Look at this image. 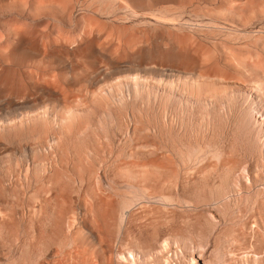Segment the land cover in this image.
<instances>
[{
    "label": "rangeland",
    "instance_id": "1",
    "mask_svg": "<svg viewBox=\"0 0 264 264\" xmlns=\"http://www.w3.org/2000/svg\"><path fill=\"white\" fill-rule=\"evenodd\" d=\"M114 1L97 6L111 2L100 18L116 36L70 34L67 60L50 64L23 46L14 67L39 78L24 77L15 96L0 93L4 115L26 112L23 125L0 132V192L11 188L21 201L20 227L0 226V245L19 264H127L129 251L137 264H260L264 0H127L137 13ZM48 73L56 85L42 82ZM62 92L71 110L53 101Z\"/></svg>",
    "mask_w": 264,
    "mask_h": 264
},
{
    "label": "bare ground",
    "instance_id": "2",
    "mask_svg": "<svg viewBox=\"0 0 264 264\" xmlns=\"http://www.w3.org/2000/svg\"><path fill=\"white\" fill-rule=\"evenodd\" d=\"M96 1V0H95ZM103 1V0H102ZM106 1V0H104ZM113 1V0H112ZM136 1V0H135ZM140 5L143 6V4H147V3H150L151 0H137ZM154 1V0H153ZM160 1V0H159ZM163 1V0H162ZM166 1V0H165ZM163 1V2H165ZM101 0H99L98 3H100ZM157 2V1H156ZM97 3V4H98ZM106 3V2H105ZM111 3V2H110ZM109 3V4H110ZM96 2H94L93 0H0V93L1 92H8V94L10 93L12 96H15L17 95L20 90H19V84L22 83L24 77H28L29 79H33L35 78V75L37 74V71L34 73V71L30 70V73L26 71V73L24 74V72H22V70L14 67L15 64L18 63V61L20 60L21 58V51H22V48L23 46H31V52L32 54H38V55H42L41 57H43V59H41L40 61L43 62V64H50L51 60L52 59H55L54 57L57 56L58 59L57 60H60V62H62V59H66L65 57V51L64 49L65 48H68V42L70 39H68V36H70V34L73 36L74 35H77V36H80V37H85V36H92V35H100L102 33H104L105 36H112L110 35L111 33H114L113 30H111V28L113 27V24H111L112 20L109 22L107 21H103L100 16H101V12H104L105 14H112L114 11L113 9H110V5H106V7H104V9L102 8V5L101 6H97ZM107 4V3H106ZM112 4H117L118 8L120 7H123L122 5H125L126 7H129L131 8L132 11L134 12H138V10L136 9V2L135 4L132 2V5L127 1V0H118V2L116 3V1H114V3ZM134 4V6H133ZM157 4V3H155ZM194 4V2H193ZM105 5V4H104ZM152 5H153V2H152ZM124 6V7H125ZM147 7V6H146ZM145 7V8H146ZM150 7V6H148ZM154 7V5H153ZM226 8V7H225ZM144 9V8H143ZM147 9V8H146ZM150 9V8H149ZM187 9V8H186ZM141 10V9H140ZM161 10V9H160ZM128 11V10H126ZM142 11V10H141ZM174 11V10H173ZM225 12V11H224ZM118 13V12H117ZM131 13V12H130ZM180 13V12H178ZM184 13V12H183ZM129 14V13H128ZM134 13H132L133 15ZM162 14V13H161ZM166 14V13H165ZM152 15V14H150ZM167 15V14H166ZM172 15V14H171ZM181 15V14H180ZM121 16V15H120ZM135 16V15H134ZM137 16V15H136ZM153 17V16H151ZM155 17V16H154ZM167 17V16H166ZM178 17V16H177ZM180 17V16H179ZM158 18V16H157ZM155 17V19H157ZM115 19V18H114ZM137 19V18H135ZM160 19V18H159ZM166 18H163V20H165ZM125 20V18H124ZM128 20V19H127ZM161 20V19H160ZM162 20V21H163ZM118 21V20H117ZM168 21V19L166 20ZM124 22V21H122ZM130 22V21H129ZM116 23V22H115ZM114 23V24H115ZM144 23V24H143ZM141 24L145 25L146 22H143ZM150 23V22H149ZM140 24V25H141ZM116 26V24L114 25ZM118 26V25H117ZM116 26V28H117ZM114 28V27H113ZM126 28V27H125ZM124 28V29H125ZM115 29V28H114ZM118 29H119V26H118ZM118 29H116L118 31ZM144 29V28H142ZM141 29V31H142ZM147 29V28H145ZM144 29V30H145ZM111 30V31H109ZM140 30V29H139ZM152 31V29H150ZM105 31H109V34L108 32L106 33ZM126 31H128L126 29ZM135 31V30H134ZM147 31V30H146ZM121 32V30L119 31V33ZM41 33H46L47 36V40L48 41H41L43 42V44H41V42H39V35ZM127 33V32H126ZM132 33V31H131ZM147 32H145L146 34ZM107 34V35H106ZM115 34V33H114ZM135 35V33H134ZM140 35V34H139ZM116 36V34H115ZM114 36V37H115ZM117 36H118V33H117ZM120 36L122 37V34L120 33ZM119 36V37H120ZM136 36V35H135ZM154 36V35H153ZM97 37V36H96ZM102 37V36H100ZM113 37V36H112ZM88 38V37H86ZM106 38V37H105ZM45 39V38H44ZM75 39V38H74ZM72 39V40H74ZM89 39V38H88ZM90 39H92L90 37ZM96 39V38H95ZM110 39V37H109ZM118 39V37H117ZM83 39H81V42H83V44L80 46V47H83L85 48L86 46H89V47H92L94 45V42L93 40L90 41V42H86L84 43V40L82 41ZM98 40V38H97ZM133 40V39H132ZM105 41V40H104ZM111 41V40H110ZM119 41V40H117ZM126 41V40H124ZM46 42V43H44ZM99 40L97 41V44ZM136 42V41H135ZM75 43V42H74ZM108 43V42H107ZM112 43V42H111ZM122 43V40L120 39V41L117 43V47L119 46L121 48V44ZM125 43V42H124ZM96 44V45H97ZM101 44V43H100ZM116 44V43H115ZM120 44V45H119ZM76 45V43H75ZM103 45V44H102ZM107 45V44H106ZM110 45V43H109ZM127 45V44H126ZM73 46V45H72ZM98 47L100 45H97ZM105 46V44H104ZM114 46V45H113ZM128 46V45H127ZM71 48V47H70ZM106 48V46H105ZM124 48V46H123ZM26 49V48H24ZM23 49V50H24ZM90 49V48H88ZM92 49V48H91ZM126 49V47H125ZM26 51V50H25ZM24 51V52H25ZM87 51V50H86ZM89 51V50H88ZM95 51V50H93ZM103 51V50H102ZM29 52V51H28ZM28 52H25V53H28ZM80 53V52H78ZM87 53V52H86ZM96 53V51H95ZM98 53V52H97ZM167 53V52H166ZM165 53V54H166ZM169 53V52H168ZM23 54V53H22ZM30 54V53H29ZM85 54V52H84ZM82 54V55H84ZM152 54V53H151ZM170 54V53H169ZM34 55H25L23 54V56H27L25 58L27 59H30V60H34L33 57ZM67 55V54H66ZM74 55V54H73ZM77 55V54H76ZM81 55V53H80ZM93 55L90 54V56ZM37 56V55H36ZM69 56V55H68ZM75 56V55H74ZM134 56V55H133ZM151 56V55H150ZM56 57V58H57ZM61 59H60V58ZM71 57V56H70ZM70 57H68L70 59ZM98 57V56H97ZM96 57V58H97ZM11 58V61L9 59ZM39 58V57H38ZM36 58V59H38ZM114 58V57H112ZM100 59V57L98 58ZM146 59V58H145ZM171 59V58H170ZM9 60V61H8ZM67 60V59H66ZM143 60V59H142ZM153 60V59H152ZM24 61V60H22ZM21 61V63L23 64V62ZM53 61V60H52ZM99 61V60H98ZM101 61V60H100ZM105 61V60H104ZM108 61V60H107ZM231 61V60H230ZM20 62V61H19ZM35 63V61H33ZM64 62V61H63ZM68 62V61H67ZM142 62V61H141ZM161 62V60H160ZM175 62V61H174ZM7 63H12L13 66H8ZM66 63V62H64ZM79 63V62H78ZM139 63V62H138ZM20 64V63H18ZM37 64V63H36ZM54 64V63H53ZM82 64V63H81ZM80 64V65H81ZM98 64H100L98 62ZM109 64V63H108ZM146 64V63H144ZM170 64V62L168 63ZM175 64V63H174ZM55 65H57V63H55ZM54 65V67H55ZM114 65V64H113ZM118 65V64H117ZM148 65V64H147ZM151 65V64H150ZM24 66V65H23ZM42 66V65H41ZM58 66V65H57ZM56 66V67H57ZM79 66V65H78ZM77 66V67H78ZM101 66V65H100ZM99 66V67H100ZM116 66V64H115ZM142 66V65H141ZM140 66V67H141ZM160 66H161V63H160ZM159 66V67H160ZM55 67V68H56ZM61 67V66H60ZM76 67V66H75ZM82 67H84V65L82 64ZM103 67V66H102ZM146 67V66H145ZM162 67V66H161ZM164 67V66H163ZM182 67V65H181ZM186 67V66H185ZM45 68V66L43 67V69ZM51 68V67H50ZM49 68V69H50ZM74 68V67H73ZM88 68V67H87ZM116 68V67H115ZM114 68V69H115ZM168 68V67H167ZM78 69V68H77ZM80 69V68H79ZM90 70V69H89ZM191 70V69H190ZM29 71V70H28ZM88 71V70H87ZM187 71V70H186ZM193 71V70H192ZM39 72V71H38ZM48 72V71H47ZM55 73V72H54ZM57 73V72H56ZM63 72H61L62 74ZM139 73V72H138ZM39 74H42L39 72ZM50 74V75H49ZM43 75L44 72H43ZM49 75V76H48ZM132 75V74H131ZM145 75V74H144ZM38 76L39 78V75H36ZM47 76V77H46ZM45 77L44 76H41L40 79L43 77L45 79H43L44 81H47L51 75V73H48ZM61 76V75H60ZM130 76V75H129ZM134 76V75H133ZM49 77V78H48ZM62 77V76H61ZM107 77V76H106ZM105 77V78H106ZM131 77V76H130ZM52 78H54V76H52ZM55 78L57 79L58 76H55ZM108 78V77H107ZM120 78V77H119ZM119 78L117 80H119ZM123 78V77H122ZM124 78H127L126 75L124 76ZM143 78V77H142ZM37 79V77H36ZM35 79V80H36ZM56 79H53L56 81ZM83 79V78H82ZM39 80V79H38ZM37 80V83L39 84V82H41V80L38 81ZM42 80V82H43ZM51 79V81H53ZM60 79H58V82H59ZM95 80V79H94ZM33 81V80H31ZM50 79H49V83L46 82V84H55V81L54 83L51 82ZM100 81V80H99ZM107 81V80H106ZM41 82V83H42ZM51 82V83H50ZM57 82V81H56ZM105 82V81H104ZM115 81H113L114 83ZM39 84V85H43L44 83L42 84ZM61 82H59L60 84ZM101 83V81H100ZM37 84V85H38ZM58 84V83H57ZM92 84V83H91ZM108 84V83H107ZM107 84L105 85V87L107 86ZM35 85V84H34ZM33 85V87H34ZM45 85V84H44ZM56 85V84H55ZM62 85V83H61ZM61 85H58L56 86L57 88ZM95 85V84H94ZM97 85H99L97 83ZM95 85V87L97 86ZM102 85V87L104 86ZM111 85V84H110ZM24 86V85H23ZM92 86V85H90ZM173 86V85H172ZM32 87V86H31ZM48 87V86H47ZM50 87V86H49ZM65 87V86H64ZM94 87V91L96 90V88ZM98 87V86H97ZM100 87H101V84H100ZM185 87V86H184ZM35 88H36V85H35ZM51 88V87H50ZM53 88V87H52ZM66 89V88H64ZM89 89V88H88ZM100 91H101V88H99ZM35 90V89H34ZM39 90V89H38ZM55 90V89H54ZM61 87H60V92H61ZM68 90V89H67ZM93 90V88L91 89ZM37 91V90H36ZM45 91H48L47 89ZM58 91V89H57ZM63 91V90H62ZM97 91V90H96ZM99 91V90H98ZM110 91V90H109ZM23 92V91H22ZM38 92V91H37ZM51 92V91H49ZM54 92V91H52ZM59 92V91H58ZM102 92V91H101ZM40 93V92H39ZM63 93V97L61 96H55L53 101L56 99L58 100V102L60 101V103H62V105L65 106L66 110H71V107L72 105L70 104V101L69 99L67 98L68 97V94H64ZM69 93V92H68ZM104 93V92H103ZM8 94H3L4 96L8 95ZM22 94V93H21ZM51 94V93H50ZM75 94V93H73ZM96 94V93H95ZM2 95V94H1ZM27 95V94H26ZM25 95V96H26ZM34 95V94H33ZM49 95V94H48ZM79 95V94H77ZM81 95V94H80ZM47 96V95H46ZM65 96V97H64ZM72 97H77L78 99V96L75 95H71ZM93 96V95H92ZM57 97V98H56ZM70 97V96H69ZM27 98V97H26ZM52 98V96H51ZM48 99H50V96L49 98L46 97V100L48 101ZM73 99V98H71ZM70 99V100H71ZM85 99V98H84ZM43 100V99H42ZM45 100V101H46ZM76 99H74L73 101H75ZM105 100V99H104ZM44 101V100H43ZM78 101V100H77ZM76 101V102H77ZM42 102V101H41ZM56 101V103H58ZM72 102V100H71ZM106 102V101H105ZM55 103V104H56ZM78 104H79V101H78ZM77 104V106H78ZM85 104V103H84ZM47 105V103L45 104ZM49 105V103H48ZM47 105V107H48ZM53 106V104H51ZM57 105V104H56ZM76 105V104H75ZM83 105V104H82ZM6 106V105H5ZM4 106V107H5ZM31 106V105H29ZM63 106V107H64ZM76 106V107H77ZM80 106V105H79ZM11 107V106H10ZM13 107V106H12ZM22 107V106H21ZM24 107V106H23ZM54 107V106H53ZM83 107V106H82ZM57 108V107H56ZM23 109V108H22ZM41 109V108H40ZM44 109V108H42ZM56 110V109H55ZM28 113L27 115H33V116H39L41 117V112L43 113H47L51 110H47L45 108L44 111H39L38 109L33 113H31L32 111H29L27 110ZM53 111V110H52ZM58 111V110H56ZM73 111V109H72ZM5 112V111H4ZM15 112V111H14ZM25 112V110H24ZM84 112V111H83ZM26 113V112H25ZM24 113V114H25ZM68 113V112H67ZM66 113V114H67ZM70 113V112H69ZM77 113V112H76ZM22 112L21 113H18V114H15V115H12V116H7V115H4V113L0 112V132L1 131H5L8 127H17L18 126V123H20L21 125L24 124V118H23V115H24ZM52 115V113H50ZM49 114V115H50ZM73 114V112L71 113ZM55 115V113H54ZM58 115H60L58 113ZM62 115V113H61ZM60 115V117H61ZM56 116V115H55ZM71 116V115H69ZM48 117V116H47ZM59 116H57L56 118H58ZM68 117V116H67ZM29 118V117H28ZM37 118V117H36ZM64 118V117H62ZM41 119V118H40ZM47 119V118H46ZM51 120V119H50ZM68 120V119H67ZM27 118H26V123L28 124L27 122ZM31 121V120H30ZM34 121V120H33ZM53 121V120H52ZM60 121V120H59ZM63 121V120H62ZM32 122V121H31ZM44 122V121H43ZM47 122V120H46ZM50 122V121H49ZM56 122V121H54ZM58 123V122H56ZM55 123V124H56ZM65 123V122H64ZM30 124V123H29ZM28 124V125H29ZM51 124V122H50ZM54 124V123H53ZM71 124V123H70ZM21 125H19L21 127ZM46 125V124H44ZM49 125V124H48ZM59 125V124H58ZM57 126V125H56ZM60 126V125H59ZM74 126V125H73ZM24 127V126H23ZM45 127V126H44ZM48 127V126H47ZM13 128V129H14ZM29 128V127H28ZM60 129V127H59ZM11 130V129H9ZM16 130V129H15ZM61 130V129H60ZM59 130V131H60ZM73 130V129H72ZM51 131V130H50ZM71 131V130H70ZM62 132V131H61ZM4 133V132H3ZM35 133V132H34ZM61 134V133H60ZM43 135V134H42ZM47 135V134H46ZM59 137V136H58ZM53 138V137H52ZM45 139V138H44ZM47 139V138H46ZM45 139V140H46ZM0 140H3V139H0ZM30 140V139H29ZM33 140V138H32ZM31 140V141H32ZM37 140H40V139H37ZM36 140V142H37ZM41 141V140H40ZM52 141V140H51ZM50 141V142H51ZM56 142V141H55ZM2 143V141H1ZM40 143V142H39ZM42 143V142H41ZM34 144V143H33ZM52 144V143H51ZM54 144V143H53ZM58 144V142H57ZM59 145V144H58ZM17 146V145H16ZM22 146V145H21ZM53 146V145H52ZM55 146V145H54ZM2 146L0 145V148ZM5 147V146H4ZM23 148V146H22ZM29 149V148H27ZM42 149V148H41ZM7 151V150H6ZM15 151V150H14ZM25 152V156L26 158L29 160V153L28 151L25 149L24 150ZM4 153V152H3ZM31 154V153H30ZM5 155V153H4ZM9 155V154H8ZM33 157V156H32ZM21 158V157H20ZM10 159V158H9ZM232 160V159H231ZM38 161V160H37ZM38 163V162H37ZM29 164V163H28ZM32 164V163H31ZM39 164V163H38ZM29 166V165H28ZM34 166V165H33ZM32 167V166H31ZM35 170V168H34ZM33 171V170H32ZM36 176V175H35ZM2 185L3 184H6V180L5 178L3 177V179L1 180L0 182ZM28 183V182H27ZM40 185V184H39ZM14 186V185H13ZM14 189V188H13ZM11 191V188H6L5 187V193H1L0 192V226L2 227H5L7 229L11 228V227H15V229H19L18 226L20 225V222H19V207H20V204H21V201H20V194L19 193H15V196L16 198L14 197V194ZM25 194V193H24ZM14 197V198H13ZM23 199V198H22ZM36 199V198H35ZM30 201V200H29ZM24 202V201H23ZM65 202V201H64ZM30 203V202H29ZM63 203V202H62ZM23 204V203H22ZM28 204V203H27ZM32 204V203H31ZM71 206V205H70ZM74 208V207H73ZM31 211V210H30ZM21 212V211H20ZM42 214V213H40ZM58 221V220H57ZM26 223V222H25ZM86 227H87V230L88 228H90V224L86 223L85 224ZM90 225V226H88ZM20 227V226H19ZM41 227V226H40ZM84 227V229L86 228ZM241 227V226H240ZM26 228V227H25ZM24 228V229H25ZM28 228V227H27ZM90 229H93V228H90ZM89 229V230H90ZM14 230V228L12 229ZM86 230V229H85ZM235 230V229H234ZM4 231V230H3ZM15 231V230H14ZM37 231V230H36ZM43 233V232H42ZM236 233V232H235ZM5 234V233H4ZM94 234V233H93ZM8 236V235H7ZM95 238V237H94ZM30 239V238H29ZM17 240V239H16ZM33 243V242H32ZM255 243V242H254ZM105 244V243H104ZM2 245V244H1ZM0 245V264H19V262L21 261H18L16 258H9L8 254H7V250L5 252L4 248ZM259 245V244H258ZM34 246V245H33ZM111 245L107 246V243L105 244V247H106V252H109L111 251ZM5 247V246H4ZM103 247V248H105ZM57 249V248H56ZM170 249V244L168 243V241H165L163 243V250H165L168 254L170 253L169 250ZM104 251V250H103ZM172 252V251H171ZM110 253V252H109ZM129 255L128 256H125V260H126V263L127 264H137L138 263V259L137 257L135 256V254L132 252V251H129L128 252ZM258 253V252H257ZM108 254V253H107ZM107 254H104L107 256ZM109 255V254H108ZM164 256V254H163ZM109 257V256H108ZM107 257V258H108ZM258 257V256H257ZM20 258V257H19ZM112 258V257H111ZM171 258V257H170ZM235 258V257H234ZM251 258V257H249ZM26 259V258H25ZM31 259V258H30ZM252 259V258H251ZM111 260V259H109ZM108 260V261H109ZM254 260V259H252ZM193 263L194 264H197L196 260L193 258L192 259ZM231 261V260H230ZM235 261V260H234ZM18 262V263H17ZM25 262V261H24ZM85 262V261H84ZM113 263V261H111ZM164 262L166 264H172L170 259L168 257H164ZM257 262V261H255ZM37 263V262H36ZM63 263V262H62ZM107 263H110V262H107ZM111 263V264H112ZM258 263L260 264H264V258L263 259H260L258 260ZM26 264V263H25ZM105 264V262H104ZM114 264V263H113ZM232 264V263H231ZM256 264V263H255Z\"/></svg>",
    "mask_w": 264,
    "mask_h": 264
}]
</instances>
